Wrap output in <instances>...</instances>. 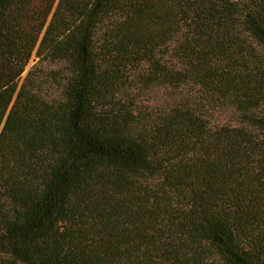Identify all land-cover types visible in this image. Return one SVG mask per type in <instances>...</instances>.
I'll list each match as a JSON object with an SVG mask.
<instances>
[{"label": "trees", "instance_id": "16d2710c", "mask_svg": "<svg viewBox=\"0 0 264 264\" xmlns=\"http://www.w3.org/2000/svg\"><path fill=\"white\" fill-rule=\"evenodd\" d=\"M150 2L0 0V163L49 127L0 264H264V0Z\"/></svg>", "mask_w": 264, "mask_h": 264}, {"label": "rangeland", "instance_id": "374dc122", "mask_svg": "<svg viewBox=\"0 0 264 264\" xmlns=\"http://www.w3.org/2000/svg\"><path fill=\"white\" fill-rule=\"evenodd\" d=\"M165 1L151 0L149 14L161 11ZM141 51L140 48L132 47L120 51L118 55L136 56L139 59ZM87 70V67L82 69L84 72ZM46 95L55 97L57 93L50 88ZM48 129L44 124H31L22 138L12 146L10 155L0 163V211L18 208L39 187L49 167L48 145L44 136Z\"/></svg>", "mask_w": 264, "mask_h": 264}]
</instances>
